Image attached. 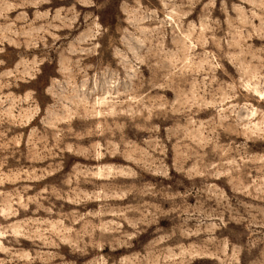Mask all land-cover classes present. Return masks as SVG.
Returning <instances> with one entry per match:
<instances>
[{"label": "rangeland", "instance_id": "obj_1", "mask_svg": "<svg viewBox=\"0 0 264 264\" xmlns=\"http://www.w3.org/2000/svg\"><path fill=\"white\" fill-rule=\"evenodd\" d=\"M0 264H264V0H0Z\"/></svg>", "mask_w": 264, "mask_h": 264}]
</instances>
